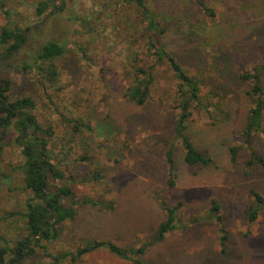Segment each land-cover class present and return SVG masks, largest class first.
<instances>
[{
    "label": "rangeland",
    "instance_id": "374dc122",
    "mask_svg": "<svg viewBox=\"0 0 264 264\" xmlns=\"http://www.w3.org/2000/svg\"><path fill=\"white\" fill-rule=\"evenodd\" d=\"M0 1L10 11L7 17L0 10V28L32 26L15 51L0 45V85L6 87L1 92L9 100H34L32 114L52 132L49 160L63 172L62 181L77 202L75 217L54 225L58 236L42 239L44 248L35 247L19 264H48L46 254L74 252L89 239L123 248L149 243L165 218L161 199L177 207V228L148 246L142 257L146 264H264V210L254 222L244 215L253 202L250 190L264 197V168L246 166L251 150L264 156V109L261 130L245 143L251 82L239 77L258 66L264 88V0H143L162 30L156 40L200 82V103L192 105L185 132L213 160L206 167L187 166L182 142L174 137L177 80L165 60L155 65L143 104L125 96L134 76L131 65L153 63L133 3L55 0L36 16L40 0ZM48 40L65 46L64 54L50 62L57 71L53 79L37 66L49 62L35 61ZM17 133L12 124L11 143L0 151L2 246L26 236L21 215L30 192L22 183V155L13 142ZM232 145L239 148L235 163ZM170 147L173 187L167 185ZM92 172L100 174L98 181L80 180ZM85 197L107 207L84 204ZM213 202L218 204L214 211ZM63 264L134 263L102 248Z\"/></svg>",
    "mask_w": 264,
    "mask_h": 264
},
{
    "label": "trees",
    "instance_id": "16d2710c",
    "mask_svg": "<svg viewBox=\"0 0 264 264\" xmlns=\"http://www.w3.org/2000/svg\"><path fill=\"white\" fill-rule=\"evenodd\" d=\"M54 1L40 0L36 5L35 15L41 16L44 14ZM118 1L133 3L134 7L138 10L144 23L143 30L146 34L145 45L153 52L152 64L148 66L139 63L131 65L130 72L134 76L133 81L125 88V96L136 104H143L155 79L153 69L158 62L165 60L174 78L177 80V97L174 101L176 115L173 133L174 137L182 142L184 162L190 167L211 166L213 164L211 157L206 152L196 148L185 132L187 120L191 115L190 109L192 105L200 103V82L194 76L189 75L175 56L165 51L161 43L156 40V34L162 30L158 31L157 23L153 19L154 15L143 0ZM59 3H62V0ZM0 10L7 17L10 16V11L2 1H0ZM205 10L211 12L207 8ZM30 28H32L31 25L21 28L14 23L10 27L8 25L2 26L0 28V45L8 47V51L10 52L15 51L25 43V32ZM64 52L65 46L62 43L54 40L46 41L37 52L35 61L49 62V65L46 67L37 65L38 70L48 73L51 76L50 79H53L57 71L50 62L62 56ZM130 57L136 60L137 55L136 53H130ZM23 67L27 69L29 65L25 64ZM259 73V67L254 66L251 70L242 72L239 76L240 79L251 82L247 94L250 96L252 106L248 111L245 127L242 131L245 143L249 142L251 137L261 130L262 126L264 88L261 84ZM4 90H6V87L0 85V151L11 143L8 141V134L13 124L16 132H18L13 142L18 145L22 155L20 164L22 183L24 189L30 192V196L26 200L25 211L21 215L26 236L17 239L13 246L0 245V264H19L22 258L34 252L35 247L44 248L40 244L42 239L50 240L58 236L57 228L54 225H60L66 220L73 219L76 213L74 204L77 202L73 203V192L65 181H62L65 177L63 172L49 160L51 151L47 145L48 138L52 132L50 128H43L37 122L35 115L32 114V110L35 107L34 100L29 96L9 100L7 95L1 92ZM238 149L235 145L229 147L230 161L232 163L236 162ZM165 157L168 165L167 185L173 187L175 184V173L173 150L171 147L166 150ZM255 164L264 168V156L251 150L250 157L246 161V166L250 168ZM99 179L100 174L92 172L90 176L84 174L80 180L82 182H96ZM250 195L253 198V202L247 207L244 215L247 221L254 222L257 219L258 212L264 210V197L254 189L250 190ZM81 202L100 208L107 207L106 203L102 200L89 197L83 198ZM160 202L165 211V218L158 224L151 242L135 248H123L108 240L89 239L83 242L84 244L74 252L61 251L55 254H46L50 258L48 264H63L66 260L73 261L86 253L102 248L109 250L120 258L131 260L134 264H146L142 257L146 253L148 246L154 242L162 241L168 233L173 232L177 228V207L168 205L164 199H161ZM211 209L213 211L217 210L218 204L213 202ZM221 230H223L222 227ZM0 239L5 243V240L1 236ZM225 239L226 235L222 234L220 237L221 242H224ZM8 255H11V257L8 258Z\"/></svg>",
    "mask_w": 264,
    "mask_h": 264
}]
</instances>
